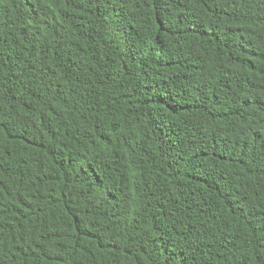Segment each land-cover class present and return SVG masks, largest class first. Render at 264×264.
Segmentation results:
<instances>
[{
    "label": "trees",
    "instance_id": "16d2710c",
    "mask_svg": "<svg viewBox=\"0 0 264 264\" xmlns=\"http://www.w3.org/2000/svg\"><path fill=\"white\" fill-rule=\"evenodd\" d=\"M0 264H264V0H0Z\"/></svg>",
    "mask_w": 264,
    "mask_h": 264
}]
</instances>
